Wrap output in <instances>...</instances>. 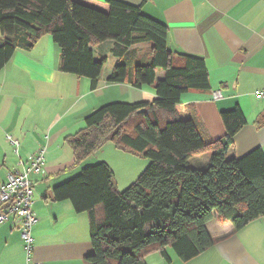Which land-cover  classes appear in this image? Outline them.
Wrapping results in <instances>:
<instances>
[{
	"label": "trees",
	"instance_id": "16d2710c",
	"mask_svg": "<svg viewBox=\"0 0 264 264\" xmlns=\"http://www.w3.org/2000/svg\"><path fill=\"white\" fill-rule=\"evenodd\" d=\"M45 34L60 48V69L93 86L107 58L95 59L91 47L114 40L111 52L118 60L108 81L153 85L156 96L102 105L66 138L75 164L106 143L149 159L123 190L104 161L51 188L53 201L69 200L75 212L88 216L92 252L86 264H145L153 250L169 260L166 248L187 261L212 245L205 225L214 214L236 230L264 216L263 150L226 156L245 123L242 111H222L224 134L211 141L202 138L193 116L179 118L180 97L207 89L208 73L201 57L170 51L165 23L123 0H0V70L16 49L32 48ZM157 68L163 77L155 81ZM205 151L206 165H189L190 156Z\"/></svg>",
	"mask_w": 264,
	"mask_h": 264
},
{
	"label": "crops",
	"instance_id": "0c3cea01",
	"mask_svg": "<svg viewBox=\"0 0 264 264\" xmlns=\"http://www.w3.org/2000/svg\"><path fill=\"white\" fill-rule=\"evenodd\" d=\"M83 1L102 5L105 0ZM123 1L167 25V46L173 54L204 60L209 87L182 94L176 105L179 118L193 116L202 138L211 141L225 131L220 113L238 107L245 123L235 133L227 158L257 147L264 152V98L256 94L264 90V0ZM113 45L114 40L107 39L91 47L95 59L107 58L94 86L89 78L60 69V48L48 34L30 49H16L0 70V186L28 154L44 149L43 170L30 175L31 209L37 217L30 259L39 264H86L92 252L87 214L75 212L69 200L50 197L52 187L90 164L84 162L91 156L75 164L66 138L81 130L86 115L102 105L156 97L153 85L108 81L118 60ZM162 77L163 70L157 68L155 81ZM216 90L223 96L215 100ZM7 136L19 142L16 154ZM209 157L205 151L190 156L188 163L201 168ZM139 174L138 168L128 167L123 182L131 184ZM113 181L118 190L125 189ZM19 223V217L0 223V264H27ZM205 227L213 242L197 256L182 261L166 248L169 260L153 250L145 264H264V216L236 230L214 214Z\"/></svg>",
	"mask_w": 264,
	"mask_h": 264
},
{
	"label": "built area",
	"instance_id": "2783aa9c",
	"mask_svg": "<svg viewBox=\"0 0 264 264\" xmlns=\"http://www.w3.org/2000/svg\"><path fill=\"white\" fill-rule=\"evenodd\" d=\"M256 94L264 98V90L256 91ZM222 96L220 90L212 92L215 100ZM7 140L16 154L19 142L10 136H7ZM43 165L44 149L41 148L28 154L22 166L9 173L7 180L0 186V223L12 217L20 218L18 228L25 244L27 264H39L30 259L33 245L31 229L37 222V217L31 209L33 189L30 175L40 173Z\"/></svg>",
	"mask_w": 264,
	"mask_h": 264
},
{
	"label": "rangeland",
	"instance_id": "374dc122",
	"mask_svg": "<svg viewBox=\"0 0 264 264\" xmlns=\"http://www.w3.org/2000/svg\"><path fill=\"white\" fill-rule=\"evenodd\" d=\"M90 156L91 157L87 159L88 161L84 163L94 164L99 162V159L107 161L112 167L113 177L117 181L120 188L125 186L127 187L129 184V182H123V178L128 167L138 168L139 173H141L149 163V159L147 157L141 154L136 155L130 151L119 150L115 148L112 143L104 144L96 151V153H93ZM168 249L170 250L171 248Z\"/></svg>",
	"mask_w": 264,
	"mask_h": 264
}]
</instances>
